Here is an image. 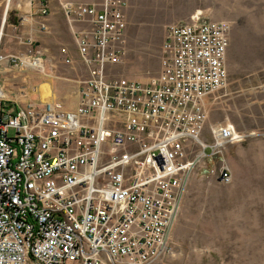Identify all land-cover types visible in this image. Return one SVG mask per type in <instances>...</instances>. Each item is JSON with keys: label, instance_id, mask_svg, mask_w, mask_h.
<instances>
[{"label": "built area", "instance_id": "obj_1", "mask_svg": "<svg viewBox=\"0 0 264 264\" xmlns=\"http://www.w3.org/2000/svg\"><path fill=\"white\" fill-rule=\"evenodd\" d=\"M49 5L41 0V16ZM58 6L80 22L73 39L85 75L73 108L53 99L20 104L0 84V264H151L194 163L237 137L218 125L213 142H224L200 151L191 143L201 142L203 95L225 82L229 25L199 15L168 24L160 72L143 83L109 75L126 53L123 0ZM60 53L74 62L66 45ZM6 57L43 67L29 51L0 52V65ZM216 172L229 180L227 169Z\"/></svg>", "mask_w": 264, "mask_h": 264}, {"label": "rangeland", "instance_id": "obj_2", "mask_svg": "<svg viewBox=\"0 0 264 264\" xmlns=\"http://www.w3.org/2000/svg\"><path fill=\"white\" fill-rule=\"evenodd\" d=\"M30 1L36 3L32 10L38 11L41 0ZM123 1L126 53L121 63L109 65V75L143 83L160 72L162 40L168 24L190 22L199 15L202 21L212 19L229 25L225 82L203 95L205 118L198 136L201 144L191 143L193 151H200L224 142L218 137L213 142L212 128L218 125L231 126L237 137L222 143L216 154L206 148L209 154H202L194 163L177 201L166 247L151 264H264V0ZM49 7L47 15L53 13ZM30 11L25 0H0V52L23 58L29 51L42 58L43 67L25 66L6 57L3 63L9 69L2 74L5 80L0 81H5L6 93L10 89L14 95L9 97L20 104L53 99L73 108L77 101L68 99L66 93L78 95V81L84 78L85 68L78 54L73 57L63 43L61 29L65 23L70 26L73 39L80 22H73L71 27L73 24L60 10L63 20L55 31L43 18L33 24L46 34L42 40L36 39L28 33L29 24L20 20L14 26L9 23L14 13L21 18ZM41 22L47 23L46 29L40 27ZM63 45L73 58L71 65L62 62ZM44 80L49 83L40 86ZM220 168L228 170L227 182L218 177Z\"/></svg>", "mask_w": 264, "mask_h": 264}, {"label": "crops", "instance_id": "obj_3", "mask_svg": "<svg viewBox=\"0 0 264 264\" xmlns=\"http://www.w3.org/2000/svg\"><path fill=\"white\" fill-rule=\"evenodd\" d=\"M48 1L50 3V6L52 7L53 13L43 17V16L38 14L37 8H34V10H32L33 5L36 4L34 1H33V3H31L32 1H30V3H29V2H27V0H25V3L27 5L28 4L30 5L31 11H30L29 15H24L23 17L21 16V18H20L19 16H17V13H14V15L10 17V20H9L10 21L9 22L10 25L14 26V23L16 25V22L18 20H20V22L22 24H29L30 25V27H29L30 31H28V33L30 34V36L31 37L34 36L36 39L40 38L42 40L46 36V34H44L43 31H40L38 26H34L33 25L34 23H36L37 21H40L41 18L46 19V22L48 23V24L46 23L47 26H49V28L52 29V31L53 30L55 31V29H57V27H59L60 21L63 20V18L61 16V13H60V10H59V6H58L56 0H48ZM82 1L90 2L92 0H82ZM19 2H21V0H19ZM1 24H2V20H1ZM2 26H0V38L2 36L1 35L2 34L1 33ZM58 30H60V28H58ZM70 31H71L70 26H67L66 23H65V25L63 26V29H61V32L64 34V39H63L64 42L63 43H65V44H67L69 46L73 57L77 58V53H76V51L74 49V43H73L72 34H71ZM39 32H41V33H39ZM40 46H41V44H40ZM41 49H42L43 53L47 54V52H46L47 49L43 45L41 46ZM8 69H9V67H6L5 63H3L2 66L0 65V80L1 79L5 80L6 77H3L2 74L4 73L5 70H8ZM47 80L49 82H51L49 79H47ZM47 80L40 81L39 85L41 86L42 84L49 83ZM4 83H5V81L4 82L0 81V84L3 85V86H4ZM8 91H9L10 95H14L13 92L10 89ZM9 94L7 93L8 96H10ZM66 95H67L68 99H75L76 101L78 99V95L74 94V92H68V93H66Z\"/></svg>", "mask_w": 264, "mask_h": 264}, {"label": "bare ground", "instance_id": "obj_4", "mask_svg": "<svg viewBox=\"0 0 264 264\" xmlns=\"http://www.w3.org/2000/svg\"><path fill=\"white\" fill-rule=\"evenodd\" d=\"M42 99V98H41Z\"/></svg>", "mask_w": 264, "mask_h": 264}]
</instances>
